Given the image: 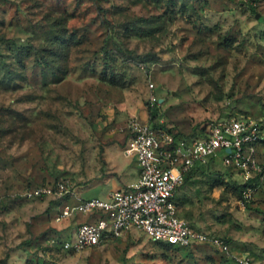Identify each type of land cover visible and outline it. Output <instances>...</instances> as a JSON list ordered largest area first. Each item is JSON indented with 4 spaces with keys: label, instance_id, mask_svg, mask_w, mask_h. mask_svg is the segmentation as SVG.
Wrapping results in <instances>:
<instances>
[{
    "label": "rangeland",
    "instance_id": "374dc122",
    "mask_svg": "<svg viewBox=\"0 0 264 264\" xmlns=\"http://www.w3.org/2000/svg\"><path fill=\"white\" fill-rule=\"evenodd\" d=\"M152 115L185 135L230 116L264 129V0H0V264H264V177L247 199L221 161L177 200L227 248L136 226L72 247L91 214L59 220L64 202L35 190L109 199L137 176L126 148Z\"/></svg>",
    "mask_w": 264,
    "mask_h": 264
},
{
    "label": "built area",
    "instance_id": "2783aa9c",
    "mask_svg": "<svg viewBox=\"0 0 264 264\" xmlns=\"http://www.w3.org/2000/svg\"><path fill=\"white\" fill-rule=\"evenodd\" d=\"M131 133L126 153L137 156L140 177L112 192L109 199L80 196L69 180L35 190L39 195L53 194L64 202L59 220L78 212L100 215L78 225L72 247H91L112 233L136 226L156 240L175 245L215 243L227 248L225 240L196 229L181 216L178 188L195 166L216 159L239 171L243 183L251 182L244 190L245 197L251 198L264 177L260 156L264 143L262 123L230 116L212 121L198 134L185 135L149 120L134 123ZM254 179L257 180L252 182ZM238 264L255 263L246 257Z\"/></svg>",
    "mask_w": 264,
    "mask_h": 264
},
{
    "label": "trees",
    "instance_id": "16d2710c",
    "mask_svg": "<svg viewBox=\"0 0 264 264\" xmlns=\"http://www.w3.org/2000/svg\"><path fill=\"white\" fill-rule=\"evenodd\" d=\"M154 120H155V116L152 115L150 121L154 122ZM155 124L157 125V124H159V122H156ZM162 125H163V126H166L164 123H162ZM172 130H173V131H176L173 127H172ZM179 134H183V133H181V132L179 131ZM194 134H198V132H197V131H194ZM213 162H217L216 159H211V160H210L209 162H207V163H201V164H198L197 166H195V167H194V168H193V169L187 174L184 183H185V182L191 177V175L193 174V171H194L196 168H198V167H200V166L209 165V164H211V163H213ZM230 169H232V168H230ZM232 170H233V169H232ZM256 180H257V179H254L252 182H254V181H256ZM184 183H183V184H184ZM242 183H243V182H242ZM249 184H251V182H249V183H243L242 186H243V188L245 189ZM181 187H182V185L178 188L177 195H178L179 190L181 189ZM177 202H178V200H177ZM178 206H179V202H178ZM93 215H97V217L100 216L99 214H93ZM97 217H96V218H97ZM183 217H184V216H183ZM184 218H185V217H184ZM165 243H167L168 245H170V246H172V247L178 248L175 244H171V243H168V242H165ZM198 245H201V244H198Z\"/></svg>",
    "mask_w": 264,
    "mask_h": 264
},
{
    "label": "crops",
    "instance_id": "0c3cea01",
    "mask_svg": "<svg viewBox=\"0 0 264 264\" xmlns=\"http://www.w3.org/2000/svg\"><path fill=\"white\" fill-rule=\"evenodd\" d=\"M130 141H131V138H130ZM130 141H129V143H128V145L130 144ZM264 144V143H263ZM127 145V146H128ZM261 148H262V156H261V159H262V161L264 162V145H261ZM127 156H132L133 157V161H135V163H136V168H137V176H132L133 174H131V179H130V182L129 183H127L126 184V186H128L130 183H132V182H135L136 180H138V178L140 177V173H141V166H140V164H139V161H138V158H137V156H135V155H131V154H127ZM132 161V162H133ZM132 171H134V169H132ZM97 217V215H91V218L90 219H95ZM89 219V220H90Z\"/></svg>",
    "mask_w": 264,
    "mask_h": 264
}]
</instances>
